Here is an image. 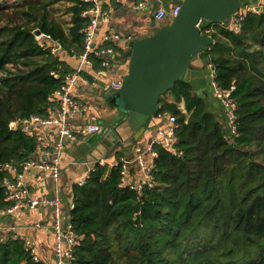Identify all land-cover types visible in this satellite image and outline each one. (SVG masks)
<instances>
[{"label": "trees", "instance_id": "obj_1", "mask_svg": "<svg viewBox=\"0 0 264 264\" xmlns=\"http://www.w3.org/2000/svg\"><path fill=\"white\" fill-rule=\"evenodd\" d=\"M59 3L70 4L69 26L57 15ZM91 7L82 0H0V209L13 204L4 186L10 166L19 170L41 145L21 123L11 125L46 118L57 105L54 93L76 70L64 55L85 53L90 16L83 12ZM241 24L203 29L213 40L202 57L214 66L215 81L235 86V131L222 103L217 109L178 81L158 101L156 117L169 113L177 121L172 145L155 144L151 182L133 188L141 176L132 168L125 179L119 159L97 162L83 185L71 186L74 207L64 208L80 237L75 264H264V12H248ZM36 28L57 51L41 43ZM100 46L118 50L111 41ZM88 59L95 71L103 68L95 52ZM169 93L184 98L188 113ZM23 262L41 264L25 238L5 231L0 264Z\"/></svg>", "mask_w": 264, "mask_h": 264}, {"label": "crops", "instance_id": "obj_2", "mask_svg": "<svg viewBox=\"0 0 264 264\" xmlns=\"http://www.w3.org/2000/svg\"><path fill=\"white\" fill-rule=\"evenodd\" d=\"M141 1L143 0H100L102 9L107 14L97 27L95 33L96 45L100 46L106 43L104 36L107 33L114 32L120 37L117 40H111V42L118 45V50H115V54L111 56L110 66L105 73L101 74L100 70L95 71L91 64L84 63L82 56L64 55V59L73 69H77L80 65L83 67L81 79L73 89V96L86 109L82 114L69 119L68 125L71 129L75 130L88 123H100V120L117 113V109L110 105L106 93L111 88H114L112 85L114 81L123 80V76L128 71L129 66V60H119L117 57L129 50V42L140 36L151 34L160 24H166L171 20V16L168 15L162 22L157 21L156 25L152 24L159 7L170 10L181 0H150L144 8L137 6ZM258 1L260 2V0H249L250 3ZM69 6V3H59L55 6L57 15L68 26L71 22V12L68 10ZM210 67V64L207 63L204 69L192 74V79L194 80L193 87L195 94L203 96L213 107L217 108L221 106V102L213 94L211 80H209L208 76ZM167 98L170 102L177 103L183 112L188 113L184 98L176 97L172 93H169ZM162 117L163 120H161L159 128L169 125V113L163 114ZM58 129L59 127L53 124L36 126L31 133L43 137V147H38L35 157H38L42 161H51L58 157L61 162L58 187L61 191L64 206L65 204L69 205L73 200L70 187L91 170L88 168L90 160L101 159L98 162L104 161L103 163L109 165L118 162L119 159L132 161L136 155L135 149L138 146L150 143L155 134L154 129L150 126L141 133H134V136L126 134L129 130L126 127H122V139L124 141L128 135L136 137L131 150H127L128 145L125 146L124 143L123 145L118 143L115 146L113 143H110L111 145L100 143V146L97 147L96 145L89 146L87 139L91 134H88L76 140L67 141L65 147L57 154L54 147L59 139ZM107 158H115V161H109ZM132 168L137 173L135 175L140 174L138 165L133 164L130 171H132ZM25 178L33 197L41 198L46 196L52 198L55 195V181L48 172L32 169L26 173ZM37 221L45 222L46 224L52 222L50 209L41 207L32 211H20L12 217H1L0 227L18 226L21 234L34 239V243L38 249L42 253H45L52 247L51 228L47 227L45 230L34 231L30 228V224ZM45 255L50 257L46 253ZM22 264L25 263L23 262Z\"/></svg>", "mask_w": 264, "mask_h": 264}, {"label": "built area", "instance_id": "obj_3", "mask_svg": "<svg viewBox=\"0 0 264 264\" xmlns=\"http://www.w3.org/2000/svg\"><path fill=\"white\" fill-rule=\"evenodd\" d=\"M82 1L92 4L91 8L83 12V15L90 16V22L85 28L86 51L82 55L83 62L90 65L91 61L88 59V54L90 52H95L96 55H99L102 58L103 68L100 70V73L103 74L108 70L110 66L111 56L115 54V50L113 47H97L95 42V33L97 27L106 16L107 12L103 11L100 0ZM149 1L150 0H143L139 2L137 6L140 8H144ZM180 8L181 5L179 3H176L172 8H170V10L165 9L164 7H160L155 13V18L158 22H162L168 15H170L172 20L179 13ZM248 12L263 13L264 1L247 4L243 9L237 12L232 17L231 21L229 23H226V25L233 28L234 30H240L242 27L241 21L244 19V16ZM212 28V26L206 27L204 31L210 32ZM119 38V35L115 34L114 32L107 33L104 36L105 42L117 40ZM38 39L41 41V43L46 42L47 44L54 45L53 51L58 50V47L55 45V43L52 42V40H50L49 38L45 37L43 34H41ZM210 66V77L213 94L224 106L227 112V119L232 125L231 130L234 132V110L236 108V102L232 95V92L235 90V86L233 85L230 89H223L222 87H220L214 79V66L211 64ZM82 70L83 67L82 65H80L73 73L65 77L63 85L53 95L54 100L57 101V105L49 109L50 113L48 117L43 118L33 115L31 117L22 119L19 122H15L16 126L18 125V123H21L22 127L30 133L36 126H46L51 124L58 126L59 139L54 147V150L57 154L65 147L67 141L76 140L82 136L93 134L100 128V124L95 122L88 123L75 130L71 129L68 125V121L70 118L82 114L86 109L85 106L77 102L73 96V89L81 79ZM122 81L123 80L114 81L112 84L113 87L115 89H120L122 86ZM168 118L169 125L164 128H159L158 133L154 136L153 140L150 143L146 144L145 146H138L135 149L136 155L134 157V160L130 161L127 159H123V174L125 179H128L130 169L133 164L138 165V167L140 168L141 180L134 181L131 184L133 188H141L143 184L151 182V172L155 165V158L158 155L157 150L155 149V144L163 142L167 146L172 145V142L174 140V127L177 118L174 114H169ZM37 136L42 145H40V147H43V137L41 135ZM103 162L104 161H101L100 163L105 164ZM60 164L61 162L59 161L58 157L52 159L51 161H42L38 159V157H31L21 162V167L19 170L10 166L11 170L14 171L13 177L6 178L4 181V186L7 189V199L11 200L13 204L8 208L0 209V218L12 217L20 211H32L41 207L50 209L52 222L46 224L45 222L37 221L33 224H30V228L34 231L45 230L47 227L51 228L53 240L52 247L45 252L47 255H50V257L46 256L45 253H43L45 256L44 258L41 255V251L38 249L37 245H35V240L21 234L19 230L20 228L18 226L10 225L6 228L0 227L1 238L2 234H4L5 232V229H7V231L16 232L23 238H25L26 244L30 248L34 260L40 261L41 264H75L74 251L76 246L80 243V237L76 234L67 214L65 213L63 198L58 187L59 177L61 174ZM32 169H38L48 172L52 176L53 180L55 181L56 189L55 195L52 198L46 196L36 198L32 196L29 185L25 178L26 173ZM89 172H87L82 178L78 180L77 183L79 185H83L85 183L86 178L89 176ZM68 206L72 208L74 207V203L71 202L66 207Z\"/></svg>", "mask_w": 264, "mask_h": 264}, {"label": "water", "instance_id": "obj_4", "mask_svg": "<svg viewBox=\"0 0 264 264\" xmlns=\"http://www.w3.org/2000/svg\"><path fill=\"white\" fill-rule=\"evenodd\" d=\"M178 3L181 5L180 11L172 20L160 24L151 34L129 42V50L117 57L119 60H129L121 88H111L106 93L110 105L117 109V113L100 120L99 130L87 139L89 146L124 143L128 145L127 150H131L136 141V137H132L134 133H141L149 126L154 129L155 136L163 120V117H156L160 97L180 80L193 85L192 74L204 69L208 63L202 54L210 49L213 40L203 33V29L211 23H229L250 2L181 0ZM156 23L154 16L152 24ZM34 34L39 37L41 29L36 28ZM210 73L211 69L209 80ZM11 126L15 128V122ZM122 127L129 130L126 134H132L125 141L122 139ZM99 160H90L88 168L92 169ZM108 160L113 162L115 158Z\"/></svg>", "mask_w": 264, "mask_h": 264}]
</instances>
